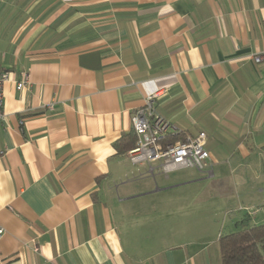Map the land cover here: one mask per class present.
Here are the masks:
<instances>
[{
  "label": "crops",
  "instance_id": "1",
  "mask_svg": "<svg viewBox=\"0 0 264 264\" xmlns=\"http://www.w3.org/2000/svg\"><path fill=\"white\" fill-rule=\"evenodd\" d=\"M261 52L264 0H0V264H222L221 236L264 223ZM156 92L238 207L176 209L195 179L118 153Z\"/></svg>",
  "mask_w": 264,
  "mask_h": 264
},
{
  "label": "built area",
  "instance_id": "2",
  "mask_svg": "<svg viewBox=\"0 0 264 264\" xmlns=\"http://www.w3.org/2000/svg\"><path fill=\"white\" fill-rule=\"evenodd\" d=\"M254 59L257 62L264 61V52L255 55ZM9 79L10 72L0 70V119L5 116L4 85ZM27 82L21 81L17 88H24ZM162 95V92L148 95L144 106L132 114L137 143L127 152L128 159L136 165L147 164L151 175L161 172L168 176L172 171L185 168L196 169L208 176L213 175V164L211 154L206 148L205 132H200L196 136L188 135L174 142L169 140L170 136L182 135L184 132L158 112L156 104ZM4 234L5 228L0 225V238Z\"/></svg>",
  "mask_w": 264,
  "mask_h": 264
},
{
  "label": "trees",
  "instance_id": "3",
  "mask_svg": "<svg viewBox=\"0 0 264 264\" xmlns=\"http://www.w3.org/2000/svg\"><path fill=\"white\" fill-rule=\"evenodd\" d=\"M179 135L170 136V141L178 140ZM137 143L133 131L123 134L116 142L118 153H126ZM238 230L221 236L220 247L222 264H264V223L251 224L248 215L238 223Z\"/></svg>",
  "mask_w": 264,
  "mask_h": 264
},
{
  "label": "rangeland",
  "instance_id": "4",
  "mask_svg": "<svg viewBox=\"0 0 264 264\" xmlns=\"http://www.w3.org/2000/svg\"><path fill=\"white\" fill-rule=\"evenodd\" d=\"M225 169V173L226 175H230V168L226 167ZM214 170V168H213ZM216 171V170H215ZM208 175L205 173H201L196 169L193 168H185V169H179V170H175L172 171L171 173H169V179L170 181H175L178 179H185V180H196L195 182H191L188 183L186 185H183L182 187H178L176 189H174L173 194H176L175 197H177V194L179 195V199L182 196H187V195H191L190 197H194V196H198V193L201 194L200 198L201 200H196L194 202H188L186 199L183 200H179L177 202V199H175V202L173 203V205L175 206V208H184V207H189L191 209L193 208H198L199 206H206L207 208H229V206L231 208L237 206L238 207V203L236 201V199H232V203L229 204L227 203L228 201H230V199H226V198H222L221 195L219 196L218 199H214V197H211V193H215V192H220L218 187V184L215 183L213 177H207ZM163 175H160L159 178H163ZM158 178V181H159ZM203 178V179H202ZM229 186V184H228ZM152 201V200H151ZM156 201V200H155ZM144 202V201H143ZM154 202V201H153ZM144 208H146V204H143ZM252 211V210H251ZM242 213V212H241ZM246 216V215H245ZM224 230V228L221 229V233ZM218 233V230L215 232L211 231V235L215 236ZM229 233V232H227ZM226 234V233H225Z\"/></svg>",
  "mask_w": 264,
  "mask_h": 264
}]
</instances>
